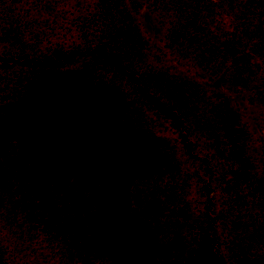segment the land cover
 <instances>
[{
	"label": "trees",
	"instance_id": "1",
	"mask_svg": "<svg viewBox=\"0 0 264 264\" xmlns=\"http://www.w3.org/2000/svg\"><path fill=\"white\" fill-rule=\"evenodd\" d=\"M204 77L264 115V0H0V264H264V137Z\"/></svg>",
	"mask_w": 264,
	"mask_h": 264
},
{
	"label": "rangeland",
	"instance_id": "2",
	"mask_svg": "<svg viewBox=\"0 0 264 264\" xmlns=\"http://www.w3.org/2000/svg\"><path fill=\"white\" fill-rule=\"evenodd\" d=\"M142 30L144 31L146 37L153 41L160 40L163 30L161 26L156 22L153 14L150 13L146 8L142 9L139 15ZM181 70L187 72L190 76H195L199 74L195 69L188 68L186 66H181ZM202 81L211 88L218 89L227 95L235 99L239 105L245 120L248 122L251 130L256 136L264 137V115L260 107L254 104H250L246 97L227 89L223 84L221 78H208L204 77ZM159 133L163 136L170 138L171 140L177 142L178 138L176 134L170 130L168 127H163L160 129ZM181 150V145L178 146ZM183 154V153H182ZM182 154L180 156H182Z\"/></svg>",
	"mask_w": 264,
	"mask_h": 264
}]
</instances>
